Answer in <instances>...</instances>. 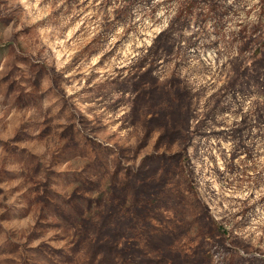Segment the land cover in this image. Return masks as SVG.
<instances>
[{
    "label": "clouds",
    "instance_id": "9594fccd",
    "mask_svg": "<svg viewBox=\"0 0 264 264\" xmlns=\"http://www.w3.org/2000/svg\"><path fill=\"white\" fill-rule=\"evenodd\" d=\"M0 264H264V0H0Z\"/></svg>",
    "mask_w": 264,
    "mask_h": 264
}]
</instances>
